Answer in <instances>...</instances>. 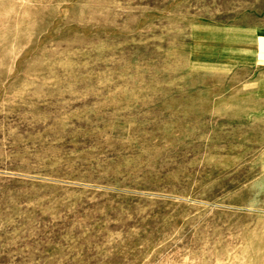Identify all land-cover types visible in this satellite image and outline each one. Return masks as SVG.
<instances>
[{
  "label": "rangeland",
  "instance_id": "rangeland-1",
  "mask_svg": "<svg viewBox=\"0 0 264 264\" xmlns=\"http://www.w3.org/2000/svg\"><path fill=\"white\" fill-rule=\"evenodd\" d=\"M0 264H264V0H0Z\"/></svg>",
  "mask_w": 264,
  "mask_h": 264
}]
</instances>
